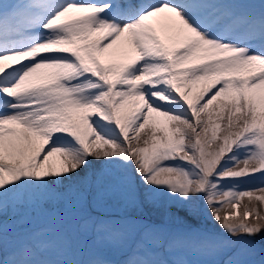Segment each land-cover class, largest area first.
<instances>
[{
    "label": "snow or ice",
    "instance_id": "1",
    "mask_svg": "<svg viewBox=\"0 0 264 264\" xmlns=\"http://www.w3.org/2000/svg\"><path fill=\"white\" fill-rule=\"evenodd\" d=\"M37 193L86 264H264V0H0V264Z\"/></svg>",
    "mask_w": 264,
    "mask_h": 264
},
{
    "label": "rangeland",
    "instance_id": "2",
    "mask_svg": "<svg viewBox=\"0 0 264 264\" xmlns=\"http://www.w3.org/2000/svg\"><path fill=\"white\" fill-rule=\"evenodd\" d=\"M43 198L44 197L42 194L37 193L36 196L32 198V203L18 209L16 215L13 216L11 221L8 223V228L12 236L18 242L32 240L38 246L40 240L45 239L50 243L46 249L40 248L43 250V255L47 256L49 254L62 260V256H59L55 253L54 247H56V251L60 254L61 252L58 251L57 247L62 251L64 247L67 253H62L61 255H63L64 258L69 256L70 261H63L61 264H85L90 258V252L84 250L80 238L76 236L78 229L76 222L74 220L70 221L67 219H62L54 214H46L41 212L37 207L36 202ZM47 226L50 228L43 229ZM69 234L73 236V242L70 248L66 247L64 243L65 237ZM52 240L55 244L52 243L53 245L51 246V242H53ZM159 256H162L161 259L167 260L169 258L177 259L179 257H184L193 261L196 259L189 253L183 251L160 253L156 254L157 258H155V255H152L151 259L160 260ZM114 258L118 261L120 260L119 255H116Z\"/></svg>",
    "mask_w": 264,
    "mask_h": 264
}]
</instances>
